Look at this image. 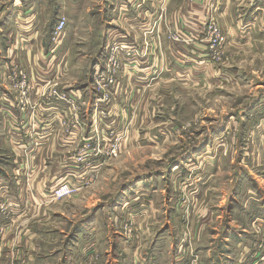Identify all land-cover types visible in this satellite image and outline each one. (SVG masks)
Masks as SVG:
<instances>
[{
	"label": "rangeland",
	"instance_id": "1",
	"mask_svg": "<svg viewBox=\"0 0 264 264\" xmlns=\"http://www.w3.org/2000/svg\"><path fill=\"white\" fill-rule=\"evenodd\" d=\"M31 2L0 0V69L8 30L5 50L18 55L8 84L28 100L33 85L24 53L38 16L50 56L34 65L62 69V84L90 85L92 98L87 120L78 122L69 105L56 121L45 120L49 106L17 105L30 129L31 118L40 120L41 133L23 146L30 162L50 131L58 149L42 159L41 171L25 163L15 173L0 148V246L25 222L29 233L17 243L27 248L25 264H99L98 251L75 262V242L83 238L97 241L105 264H129L122 257L131 253H120L130 245L150 264L241 256L242 230L260 232L252 219L264 211V0H78L70 25L65 11L52 14L56 0H39L47 5L28 19ZM61 17L65 33L54 38ZM110 50L120 63L116 87L110 101L95 106L94 66H103ZM22 80L24 95L14 86ZM50 93L42 95L57 98ZM64 184L76 190L56 196Z\"/></svg>",
	"mask_w": 264,
	"mask_h": 264
},
{
	"label": "crops",
	"instance_id": "2",
	"mask_svg": "<svg viewBox=\"0 0 264 264\" xmlns=\"http://www.w3.org/2000/svg\"><path fill=\"white\" fill-rule=\"evenodd\" d=\"M20 1V0H18ZM51 1V0H49ZM78 0H61L60 2H57L56 0V6L53 8L52 7V14L56 15V13H62L65 14L64 11L66 12L65 16L67 17V25H70L68 23H72L73 18L75 17L74 10L76 9V6L78 4ZM47 5V2L44 4H41L39 0H36V2H31L28 4L26 7H24L25 11H30V13L27 12V17L28 19H32L31 16L34 15L35 17V11L38 9L39 12L42 11L43 6ZM39 6V8H38ZM30 14V17H29ZM51 14V13H50ZM53 14V15H54ZM61 14V15H62ZM52 15V16H53ZM58 16V15H56ZM64 16V15H63ZM59 18V17H58ZM66 19V18H65ZM36 22L34 25L33 30L29 32V35L31 36V42L28 40V45L25 46L27 49L26 54L24 53L25 58L28 60L27 64L28 66V75L31 78L32 81V91L29 93V98H28V103L30 104H37L36 107H38V111L40 110L41 106H49L46 107L47 110L49 111V115L45 116V120H57V118H60L61 116V111L63 110L64 112V107H67V104L59 100L57 98H54L52 96H46L42 95L43 93L46 92V89H48L49 92H51L52 88L49 86L47 81H51L50 83H56L58 81V84L60 83L59 86H57V90L61 92L62 94H71L73 96H76L79 100L84 99L90 102V99L92 98V95L90 93V85L88 86H75L73 82H67L65 84L61 83L60 75L62 74L60 71L62 69L58 68H53L50 72H47L46 69H43L39 65H34V60H39L42 58H48L50 56L49 53H46L45 47L49 44L50 39L47 36L46 32L45 34L43 31H41L42 28V21L40 17L35 18ZM15 18L12 19L11 22H14ZM57 23V22H56ZM4 29V26L1 27ZM22 30L20 26H17V31H16V36L22 35ZM65 33V30H64ZM37 34H40L39 41L37 40ZM11 35H13V30H8L6 34V42L5 46L3 47V55L7 59L3 65L4 69H0V79L2 80V84L0 85V112H2V115L0 116V123H1V138H0V148L3 150V153L8 156L9 159V169H11L13 172L18 173L23 171L26 165L29 167V169L33 172H37L38 170L41 171V168L43 167L42 164V159L44 160L45 158L47 159L48 156H51L53 154H56L58 146L57 143L54 142V140L57 138V133L55 134L54 132L50 131L49 133L45 134L47 143L44 145L43 148H40L38 145H34V158L35 160L31 163L30 159L33 156L32 153H27L25 152V149L23 146H26V144L29 143L31 138L36 139L39 135L38 128L40 126L39 122L40 120L38 118H31V123H35L34 127L30 129V125L28 124L29 122L26 121L24 122V119L27 117H23V112H19L17 110V105L19 104V100L21 97H17L16 93L14 92L13 88L11 87L12 84H8V75L10 73V65H11V60L12 57L16 55L12 51L13 48H8V50H5L6 46L8 43L11 41ZM64 35V34H63ZM45 52V53H44ZM18 57V55L15 56V60ZM67 57V54L66 56ZM49 77V78H48ZM29 78V81H30ZM60 79V80H59ZM47 82V83H46ZM57 84V83H56ZM13 86V85H12ZM87 110V108L85 109ZM61 113V114H60ZM39 115H41L39 113ZM86 111L84 110L81 112L80 117L81 120H87L86 117ZM25 116V115H24ZM55 120V121H56ZM70 120L72 121V111H70ZM78 133H81L77 131ZM19 144V145H17ZM54 151V152H53ZM13 152V153H12ZM32 155V156H31ZM44 157V158H43ZM37 158V159H36ZM31 163V164H30ZM7 167V166H4ZM55 174L53 173V176ZM57 177V175H55ZM36 179L38 178V174L35 177ZM7 180V178L5 179ZM18 182V181H17ZM9 183V182H7ZM9 185V184H7ZM22 185H19V189L21 188ZM20 201L25 203V198L19 197ZM22 199V200H21ZM259 204H261V207L259 209H264V200L259 201ZM259 204L257 206H259ZM257 211V210H255ZM25 213V212H24ZM19 215L17 217L20 222L25 221V214ZM254 213V210L253 212ZM258 213V219H252L254 224L257 226L256 229H258L260 232H255V236L251 235L252 231L249 230H242V234L240 235V238H238V241L236 242V245L241 248L243 251L241 256H237V258H234L232 262H200V264H264V244L257 243L256 245H253L254 243L256 244V241H260V239L264 238V211L263 212H256ZM25 223V222H24ZM22 223L20 226L18 225L17 232L13 230L12 228L9 229V237L6 239V244H1L0 250H2V254L0 255V262H3L2 264H13V262H24L25 264L26 260L23 259L25 254H26V246L23 245V242L21 241L20 244L17 245L19 239L29 233L30 226H25V224ZM35 226V225H34ZM33 226V227H34ZM35 230L39 229V226L34 227ZM251 233V234H250ZM259 235H258V234ZM17 235V236H16ZM16 236V237H15ZM91 238L90 236L88 239ZM85 241V242H84ZM251 241V242H250ZM77 245L78 243H82V245L79 244V255L80 258L75 260V262H81V260H84L86 255L89 254L90 252L98 251L97 256H98V261L100 262L99 264H105V259L104 257H99V246L97 244V241H95L93 244L87 243V240L84 238L80 242H75ZM17 246V248L14 250V247ZM127 252H122L120 255H128V253H131L130 259L123 256L122 261H128L129 264H150V262H144V259L142 261L139 260V251L135 250L132 245L128 246ZM88 252V253H87ZM87 253V254H86ZM245 253V254H244ZM11 254L16 255L17 260H14L11 257ZM11 257V258H10ZM83 257V258H81ZM93 257V255H92ZM22 258V259H21ZM94 259V258H93ZM107 261V260H106ZM172 264H182L183 262H171ZM29 264H35L34 262H29Z\"/></svg>",
	"mask_w": 264,
	"mask_h": 264
},
{
	"label": "built area",
	"instance_id": "3",
	"mask_svg": "<svg viewBox=\"0 0 264 264\" xmlns=\"http://www.w3.org/2000/svg\"><path fill=\"white\" fill-rule=\"evenodd\" d=\"M65 18L61 17L56 25L53 28V37L54 38H59L62 37L64 34L65 30ZM119 66L120 63L117 60V55L115 56L114 53L110 50V53L108 54L107 61L104 63L103 66H100V64H96L94 66V71H93V88L95 93V100L94 105L97 106L103 102H108L112 98V90L116 87V75L119 71ZM16 77V74H14V77ZM25 82L22 80L19 83L14 84V86L18 87L20 90H22L21 95L25 94L24 90H27L29 86L26 88ZM52 91L49 95L55 94V96L62 101H64L67 105L70 106L71 111H72V122H78L77 119L79 118V115L81 112L89 107V104L91 102H88L87 100L81 99L79 100L76 96H73L71 94H59L57 91V84L52 83L51 86ZM25 103H28L26 97H21L19 100L20 105H24ZM84 172L83 170L79 171L78 176H83ZM78 183H82L81 181H78ZM76 188L73 185L69 184H64L60 186L57 190H55V195H66L69 194L73 191H75Z\"/></svg>",
	"mask_w": 264,
	"mask_h": 264
}]
</instances>
